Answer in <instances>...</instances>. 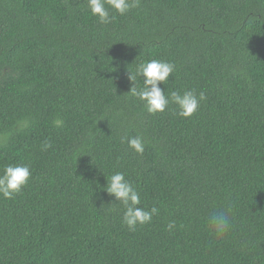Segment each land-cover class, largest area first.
<instances>
[{"label": "trees", "instance_id": "obj_1", "mask_svg": "<svg viewBox=\"0 0 264 264\" xmlns=\"http://www.w3.org/2000/svg\"><path fill=\"white\" fill-rule=\"evenodd\" d=\"M109 13L102 24L87 0H0V175L31 169L0 196V264H264V0ZM151 59L175 65L166 95L205 94L195 114H149L131 95ZM137 135L142 154L127 144ZM115 172L159 209L134 231L103 191Z\"/></svg>", "mask_w": 264, "mask_h": 264}, {"label": "clouds", "instance_id": "obj_2", "mask_svg": "<svg viewBox=\"0 0 264 264\" xmlns=\"http://www.w3.org/2000/svg\"><path fill=\"white\" fill-rule=\"evenodd\" d=\"M139 2L140 0H87L91 14L97 16L102 24L111 23L115 18L110 16L109 8L114 9L122 16L132 8L138 7ZM174 70L175 65L173 63L159 59H151L140 64L136 70V76L143 77V87L139 89L135 84L136 76L130 74L129 78L133 82L130 93L143 102L149 114L154 115L164 112L169 104H174L178 109L177 114L187 118L195 114L200 102L206 99L203 92H200L197 96L191 90L172 91L166 95L165 90L160 85L168 81ZM55 124L60 126L62 121L56 120ZM127 144L137 154H142L144 151V140L139 135L128 138ZM49 147H51V144L46 142L44 148ZM30 178L31 169L29 166L22 164L6 165L3 168V174L0 175V196L5 199L14 198L28 184ZM103 191L109 196H114L115 201L123 206V223L129 230L134 231L138 225L151 222L152 217L159 212L156 207L146 210L139 206L141 204L140 193L125 178L123 172H115L108 177ZM210 223L219 236H223L230 226L229 218L223 212L214 213L211 216ZM173 227H175L174 222L168 225L169 230Z\"/></svg>", "mask_w": 264, "mask_h": 264}]
</instances>
